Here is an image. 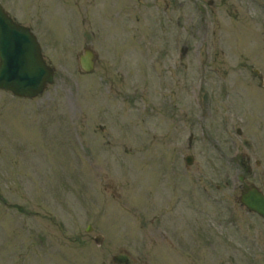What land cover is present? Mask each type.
I'll list each match as a JSON object with an SVG mask.
<instances>
[{"label": "rangeland", "instance_id": "1", "mask_svg": "<svg viewBox=\"0 0 264 264\" xmlns=\"http://www.w3.org/2000/svg\"><path fill=\"white\" fill-rule=\"evenodd\" d=\"M210 1L0 0L55 70L37 98L0 90V264H112L119 253L137 264H264V222L239 206L233 185L247 155L248 180L264 193L258 95L243 101L228 80L227 99L213 96L224 111L206 122L199 115L198 140L204 123L212 144L186 150L196 133L193 67L216 60L225 76L246 75L237 65L250 51L236 47L234 30H264V12L248 13L245 0ZM86 47L97 58L92 74L77 63ZM179 145L197 157L199 174L189 169L190 185L178 186L181 206L160 211V186L151 190L147 178ZM220 221L235 224L220 234Z\"/></svg>", "mask_w": 264, "mask_h": 264}, {"label": "flooded vegetation", "instance_id": "2", "mask_svg": "<svg viewBox=\"0 0 264 264\" xmlns=\"http://www.w3.org/2000/svg\"><path fill=\"white\" fill-rule=\"evenodd\" d=\"M200 1V0H199ZM249 4L252 7L255 6L257 8L258 6L262 9L263 5L262 2H258V0H248ZM207 4H211V1L207 2ZM258 5V6H257ZM181 6V4H179ZM177 9V8H176ZM204 35H207V28L204 29ZM245 36L248 38V41L252 45V51L251 53L246 56L244 60L241 61L240 65H237L240 67L239 69L244 71L246 75H240L239 77H229L224 75V72L219 69L221 68L220 61L216 60H206L203 62V65H199L198 67H193L196 69V75L190 79L191 83V89L193 94L195 95L196 103L195 107L192 109V113H195L197 116L194 117L195 123V131L190 133L188 141H187V150L194 149L195 147L198 149L201 142H205L206 139L209 141L210 144H212L211 138L209 135H207L205 129L206 126L204 123H202V127L204 132L201 134V140H198L199 134V126L201 125L199 121V115H202V120L210 121L213 119V116L215 113H219L224 111V108L222 106V102L215 100L213 97L214 95L218 94L222 96V92L227 89L226 83L229 81H233L236 84H240L242 87L244 94L246 95L249 92L254 91V89H264V61L262 57L260 56V42L262 41L260 36L264 37V33H261L260 36H256L255 34L246 33ZM255 36V38H253ZM255 57V61L257 65L253 64V60L250 58ZM232 68V65H227V68ZM200 72V75H199ZM207 73H210L211 75H207ZM234 78V79H233ZM249 82L255 84L250 85ZM182 88H183V81L177 80L175 83L174 89H177V92L181 94L182 96ZM205 90L207 93V101L203 103L202 98L200 99V91ZM174 108V107H173ZM176 110V107L174 108ZM179 112H182L179 110ZM179 112L177 116H174L176 121L182 120V116H179ZM175 113V112H174ZM171 114L169 120L174 115ZM207 115V117H205ZM181 120H179V119ZM203 121V122H204ZM205 121V122H206ZM213 140V139H212ZM194 143V144H193ZM215 146H218L216 144ZM213 147V146H212ZM182 146H177V151L175 155L170 157H162L159 164L156 162L154 164L159 165L161 168L160 171H156L155 175L159 174V177H151V173L149 174V177L147 178V181L151 185H148V187L153 189H157L160 186L159 189V204H160V211H166L174 212L179 206H181V202L183 200V194L182 191H180L179 187L180 185H190V177L187 175V172L191 168L195 169V175L199 174V167L196 166L197 163V157L192 156L188 160L189 164L187 165L185 157L182 155ZM242 165V164H241ZM184 166L186 168H184ZM177 170H181V173H178ZM158 173V174H157ZM179 178H181L179 182ZM244 184H247V182L244 180L242 184H239V192L243 191ZM163 186V187H162ZM179 186V187H178ZM182 190V187H180ZM149 203L151 202V198H148ZM171 223L174 222L172 218L169 219ZM231 224H235L234 221L230 222H222L220 221L218 224L219 233L222 234L223 227L227 228L229 225L232 227ZM229 227V228H230ZM198 228V227H197ZM197 237L201 239V232L197 230ZM209 240V239H208Z\"/></svg>", "mask_w": 264, "mask_h": 264}, {"label": "water", "instance_id": "3", "mask_svg": "<svg viewBox=\"0 0 264 264\" xmlns=\"http://www.w3.org/2000/svg\"><path fill=\"white\" fill-rule=\"evenodd\" d=\"M80 70L94 68L93 55L87 50L78 59ZM53 83V69L43 60L40 45L30 29L16 24L0 6V89L21 98H35ZM250 212L264 219V196L252 188L241 198ZM115 264H134L126 256L113 257Z\"/></svg>", "mask_w": 264, "mask_h": 264}]
</instances>
